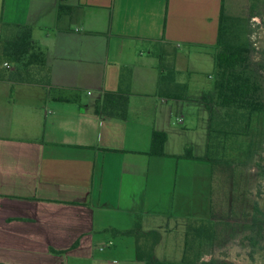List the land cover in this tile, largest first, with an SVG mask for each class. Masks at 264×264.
I'll return each instance as SVG.
<instances>
[{"label":"crops","instance_id":"obj_1","mask_svg":"<svg viewBox=\"0 0 264 264\" xmlns=\"http://www.w3.org/2000/svg\"><path fill=\"white\" fill-rule=\"evenodd\" d=\"M221 5L0 0V34L2 23L30 26L51 69L46 84H30L8 78L13 65L0 66V263L144 264L132 237L118 236L131 239L124 258L115 242L106 246L113 230L140 218L145 231L161 233L166 218L184 219L165 210L174 199L159 190V163L195 148L186 138L193 121L174 115L196 99L160 94L152 49L171 47L177 73L196 71L191 53L216 44ZM106 93L128 97L125 120L95 113ZM155 131L167 134L165 156L150 154Z\"/></svg>","mask_w":264,"mask_h":264},{"label":"rangeland","instance_id":"obj_2","mask_svg":"<svg viewBox=\"0 0 264 264\" xmlns=\"http://www.w3.org/2000/svg\"><path fill=\"white\" fill-rule=\"evenodd\" d=\"M252 4L255 7L254 14L251 15ZM225 8L228 15L241 16L246 20L248 37L255 49L253 58L264 64V0H225ZM210 51L211 48L204 51L196 49L195 53H191L189 65L196 71L175 73L176 83L187 84V94L196 99V104L185 102L180 115L175 114L174 119L179 116L188 122L193 121L190 124L196 126V132H190L186 138L195 142V148H192V143L187 148H192L193 154L203 157L206 155L208 112L198 99L214 90L215 64ZM173 52V48L165 49L160 45L152 49V54L159 61V58H164L166 67L175 64ZM235 142L244 143L243 153L235 162L240 166L235 172L236 180L231 177V170L215 169L205 160L190 161L185 156L187 149L180 156L160 159L162 177L159 178V190L164 193L163 198L167 203L171 197L174 199L173 206L165 209L164 205L163 209L167 210L168 215L182 216L184 219L166 218L162 223L164 225L159 231L164 235V242L162 239L156 251L159 260H182L188 224L189 240L193 243L196 240V225L201 219L210 218L212 210L217 221H237L242 227H234L235 238L230 236L231 232L221 231L214 240L204 241L201 249L204 259L221 257L236 264H264V118H259V123H255L250 136L235 138L232 143L229 142L230 158L239 155ZM175 170H178L176 183L170 178H175ZM245 213L251 215V220L247 221L243 217ZM132 227L130 225L128 228ZM111 238L117 246L115 249L118 253L121 252L120 258H124L126 252L133 249L132 244H127L131 241L130 238L125 240L114 234Z\"/></svg>","mask_w":264,"mask_h":264},{"label":"trees","instance_id":"obj_3","mask_svg":"<svg viewBox=\"0 0 264 264\" xmlns=\"http://www.w3.org/2000/svg\"><path fill=\"white\" fill-rule=\"evenodd\" d=\"M254 7L252 4L251 15L254 14ZM65 10V6L59 7L60 13ZM2 26L0 66L4 62L14 66V70L9 71L8 78L18 83L46 84L50 79L51 69L47 64L45 51L33 40L31 27L4 23ZM248 36L246 20L241 16L228 15L225 0H222L217 42L210 47L215 64L214 90L198 99L208 112L206 155L197 157L192 148H187L185 155L192 160H205L215 169L233 171V180H236L235 172L240 167L235 162L243 153L244 143L235 142L239 155L230 158L229 142L232 143L235 138L250 136L255 123H259V118H264V64L254 60L255 49ZM159 59L160 94L169 99L190 100L187 84H177V71L172 66L166 67L164 58ZM95 113L125 120L128 114V97L106 93L96 101ZM167 139L165 132L155 131L150 154L165 156ZM243 217L247 221L251 220L249 213H245ZM217 220L212 210L210 218L201 219L196 225V240L193 243L189 240L188 224L185 251L179 262L159 260L156 257V247L162 240V234L155 230L145 231L140 218L131 229L113 230V234L132 237L135 241L136 260L145 264H236L221 257L204 259L205 255L201 251L204 241L214 240L221 231L231 232L230 236L235 238L234 227H242L237 221ZM53 252L57 253L55 250Z\"/></svg>","mask_w":264,"mask_h":264},{"label":"built area","instance_id":"obj_4","mask_svg":"<svg viewBox=\"0 0 264 264\" xmlns=\"http://www.w3.org/2000/svg\"><path fill=\"white\" fill-rule=\"evenodd\" d=\"M113 241H110L106 246H113ZM105 248V246L102 248V250Z\"/></svg>","mask_w":264,"mask_h":264}]
</instances>
